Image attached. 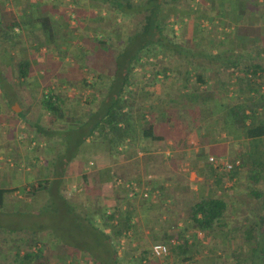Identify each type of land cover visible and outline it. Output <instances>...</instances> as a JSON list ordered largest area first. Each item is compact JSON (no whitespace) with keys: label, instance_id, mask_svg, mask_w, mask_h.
Masks as SVG:
<instances>
[{"label":"crops","instance_id":"0c3cea01","mask_svg":"<svg viewBox=\"0 0 264 264\" xmlns=\"http://www.w3.org/2000/svg\"><path fill=\"white\" fill-rule=\"evenodd\" d=\"M196 1H189L188 7L195 10ZM256 2L264 8V2L259 0ZM183 3H187V0ZM113 6L111 0H0V187L10 190L5 194V206L0 210V215L4 216L2 223L5 224V228L17 229L12 226L20 222L23 216L32 213L30 205L36 203L39 192L33 197L26 198L27 201L29 200L26 208L27 202L22 194L29 191L27 183L31 184L32 179H35L36 175L33 171L45 158L44 161L48 166L47 174L52 170L54 173L59 170L62 176L67 169L69 174L78 175L79 177H76L79 181L92 187L93 193L97 194L95 195L97 200L98 196L101 199L99 217L102 215V209H105L108 215L114 213L117 219L120 216H128L127 228L113 240L118 255L122 248L133 249L134 253L144 249L148 252L153 243L163 242L168 245L169 252L161 258L170 259L172 263L177 260L178 247L184 240L190 247V259L194 255L197 261L201 262L203 248L205 253L216 251L218 255L221 252L224 254L220 248L223 244L222 235L199 230L188 219V213L191 205L210 196L224 199L229 208L228 200L231 195L234 198V192L239 191L237 189L240 187L239 183L245 180L240 170L229 171L222 163L208 161L209 156H214L223 162L231 163L235 154L243 153L246 147V140L240 137L241 129L234 128L230 131L225 120L220 119L227 110L222 104L223 98L227 100L233 94V88L237 83L238 74L235 69L225 68L221 64H215L214 66L218 65V69H214L203 58L198 61V67L195 64L174 63L176 80L173 85L163 88L161 81L164 82V79L171 75L168 71L165 73L167 77L162 73L166 64L160 69L156 68L155 64L140 68L134 66L127 86L130 96H125L132 105L135 124L134 130L131 129L132 133L130 132L131 137L121 144L110 146L106 143L105 133H100V128H97L94 134H89L90 127L86 125V120L89 119V114L100 106L104 97L103 88H94L95 95L91 101L99 103L95 110L77 119V115L73 116L66 105V108L63 107V118L60 119L65 124L71 123L75 126V123L71 122L73 117L78 121L77 128L84 126L86 152L61 158L59 166H56L59 169L55 170L51 167H55L52 163H55L57 158L56 154L54 155L57 146L53 145L55 139L52 140V137L56 136L51 135L49 140H46L45 152L42 151L43 145L40 149L36 148L38 144L33 141L35 133L39 132L36 128V120L49 118L51 113L41 107L40 114H34L37 111V103L41 104V98L37 102L36 94L31 95L29 90L38 87L34 74L37 75L41 65L59 57H53L49 53L44 54L41 50L37 51L30 42L34 39L31 37L42 32L48 34L50 39L58 40L60 45L68 38L76 41L78 38H94L98 36L95 34L98 32L99 24L109 17ZM205 6L207 15L213 19L205 17L193 20V13L190 16L179 17L180 37L197 38L202 43L206 42L205 51L210 54H222L234 50L235 45L240 43L239 38L235 40V24L228 17L212 16L208 5ZM248 20L255 21L254 12L248 14ZM261 20L264 22V11ZM196 23L209 30L197 31L194 29ZM211 23L217 25L221 23V26L214 28ZM12 24L13 28H10ZM113 31L115 30H111L110 33L112 36ZM5 32L8 34L6 39H12L10 46L2 44L1 40L6 37ZM72 44L75 46L74 42ZM86 47L90 49L91 46ZM94 48H92L93 52ZM255 54V50L250 53L258 56ZM21 60L29 63L30 72L27 77L5 79L4 74L10 70L17 73V62ZM136 70H139L138 74L142 76L141 82L138 83L134 79ZM113 72L114 67L105 70L104 83L111 78ZM197 74L206 81L200 84L198 90L209 93L217 92L219 91L217 88H221L222 94L217 92L200 108L196 102L186 97V94L196 87ZM97 75L103 77V73ZM51 88L43 90V95L47 92L51 93ZM59 89L58 87V91ZM56 95L61 96L59 93ZM66 99L71 100V98ZM62 125L63 123L58 127ZM71 158L74 159L70 161ZM66 161L71 162L72 166H68ZM31 168H34L33 171ZM15 182L18 185H15ZM132 184L138 190L129 196ZM143 191L147 193L146 197L141 195ZM235 199V203H240L238 198ZM238 210V207L231 208L233 215L231 218L226 214L227 231L231 230V219L238 215ZM103 224L101 220L99 227L108 231ZM48 227L46 225L44 238L50 231ZM178 233L183 235L178 236ZM59 243L51 237L49 240L45 238L43 244L37 243L36 249L32 252L37 253L41 259L44 247L52 248ZM14 244H11L10 250L0 251L5 264L11 263L17 251L13 248ZM24 252L17 251L19 257H22ZM45 256L49 259V263L46 264H64L66 261L70 263L65 255ZM131 256L134 257V254L126 257L125 260H130ZM223 257L225 258L224 255Z\"/></svg>","mask_w":264,"mask_h":264},{"label":"trees","instance_id":"16d2710c","mask_svg":"<svg viewBox=\"0 0 264 264\" xmlns=\"http://www.w3.org/2000/svg\"><path fill=\"white\" fill-rule=\"evenodd\" d=\"M183 1L141 0L132 2L131 0H111L114 5L112 7L114 12L120 16L133 17L136 21L133 22L132 30L124 43L119 44L118 49L115 50L112 59L113 75L109 80H106L102 89L104 97L100 106L89 114L86 125L90 127L89 134H94L97 128H100V133H105L106 143L110 146L121 144L125 139L131 137L130 132L132 133L134 130L135 124L132 105L129 104L125 96H130L127 86L132 69L142 57H156L161 54L167 58L169 65L162 70L164 76L167 71H173L174 63L195 64L198 67L200 58L206 59L214 69H218L220 64L225 68L235 69L238 74L237 83L233 88V94L227 100L223 98L224 103L222 104L227 110L220 119L225 120L230 131L234 128H240V137L246 140L243 153L235 154L234 158L231 159L232 168L229 171L240 170L245 173V180L240 186L243 187L242 191L245 197L252 201L253 206L245 202L244 207L246 208L247 205V208L244 216L241 221L231 220L230 231L225 229L228 204L222 198L210 196L191 205L188 219L201 231L220 233V236H223H221V242L224 246L221 244L220 248L225 253V258L222 260V264H264V90L262 91L264 85V22L261 20L264 8L256 0H197L195 10L191 7L182 10ZM205 5H208L212 16L228 17L235 24V40L239 38L240 43L235 45L234 50L222 52V54H210L205 51L206 42L202 43L200 39L190 38L178 42L173 39V28L167 18L172 16L174 21H177L176 19L179 17L190 16L193 13V20L205 17L213 19L207 15ZM250 12L255 13L254 22L248 20ZM211 24L214 28L218 25L221 26V23L218 25ZM7 26L6 24L5 27ZM10 28H13V24ZM194 29L204 32L207 27H201L199 23H196ZM5 33L6 37L3 40L6 41V44L3 45L10 46L12 39H6L8 34ZM50 40L53 41V39ZM97 44L103 51H110V47H112L105 38H97ZM253 50L258 56L250 55ZM215 64L218 65L214 66ZM29 72L28 61L17 62L16 77L18 79L26 78ZM195 78L196 87L189 91L186 97L196 102L199 108L206 101L212 99L217 92L222 95L220 93L221 88H217L219 90L217 92L209 93L198 90L200 84L206 83V81L199 74ZM83 82L86 84L85 80ZM63 104V99L56 94L47 93L41 96V107L51 113L49 118L51 124L63 118ZM43 132L45 131L43 130ZM73 154L71 153V156ZM59 176L61 177V172ZM60 184V179L54 181L46 179L42 183L29 187L27 192L29 196L33 197L38 191H44L47 196L38 214L48 217V209H50L52 212L56 211L60 214L61 222L64 218L71 220L75 229L78 228L79 231L75 230L72 234L62 224L54 230L59 232V237L68 238V241L60 239L65 245H72L77 250L81 247L88 252L84 260L85 263L121 264L118 261V249L113 240L121 234L123 229L127 228L128 216H120L117 219L114 213L111 212V215H108L105 209H102L103 225L108 228V231H105L92 221L89 213L78 212L74 205L60 194L58 189ZM8 192H10L9 189L0 187V210L5 206V194ZM51 226L54 227V225ZM41 228L42 225L38 231ZM3 229H6L3 237L5 243L7 240L15 241L13 237H17L16 242L20 245L18 247L16 244L15 249L17 251L19 248L25 250L22 257H19L16 251L10 264H39L38 262L41 260L39 255L32 252L36 249L37 243H43L41 237H37L38 231L22 232V229ZM54 230L48 231L47 235L53 233ZM82 230L83 232H81ZM13 231H20V234L18 235ZM78 232L83 235L85 243H88L86 241H89L90 237L95 238L94 250L85 245L82 247V245H78V242V244L75 243L71 237ZM24 233L26 235H23ZM182 235L183 233H178V236ZM184 241L178 247L177 259L187 264L190 261V247L186 240ZM146 254L148 257L150 256L149 250L148 252L145 249L142 250L141 257L136 260L137 264H145ZM132 257L129 259L132 260Z\"/></svg>","mask_w":264,"mask_h":264},{"label":"rangeland","instance_id":"374dc122","mask_svg":"<svg viewBox=\"0 0 264 264\" xmlns=\"http://www.w3.org/2000/svg\"><path fill=\"white\" fill-rule=\"evenodd\" d=\"M131 1L136 2V1H141V0H131ZM189 4H190L189 0L187 1V3H182L181 5L182 9L183 8L187 9ZM167 19H168V22L171 23L172 28H173V39L177 42L186 39V38L182 39L180 37V30H179V20L180 19H176L178 22L174 21V17L172 16H169ZM134 21L136 20L133 17L119 16L118 13L112 10L109 13V17L105 21L103 20V22L99 24L100 27L97 29L98 32L95 34L98 36H95L94 38L93 37L83 38V39L78 38L77 41L74 39L68 40L69 39L68 38L63 41L61 40L62 45H60L58 40L53 39V41H51L48 37V34H43L42 32H39L33 35L31 38L34 37V39L31 40L30 42H32V44L36 47L37 51L41 50L44 52V54L49 53L51 56L53 57L57 56L59 58L56 60H53L54 58H52L51 60H48L49 62H46L43 66L41 65L40 67L41 69L37 72V75L34 74V78L37 81L38 87L36 88L33 87L32 89H30L29 90L30 94L31 95L36 94V99L38 102L39 98H41V95L44 94L43 90H49V88H51V85H52L53 87L50 89L52 91L51 94L59 93V95L64 96L65 98L60 96L63 99V103H64L63 107L68 105V107L70 108L69 109L70 113L73 114V116L77 115L76 117L77 119H81L82 117H84L83 115L87 114L88 112L92 110H95L99 106V103H97L96 101L92 103L91 101V98L94 97L95 95L93 93V91L95 90L94 88H104L105 83L102 81L104 79V75L106 74L105 70H108L109 68L113 69L112 59L114 57L115 50L118 49L117 47L119 46V44L124 43L127 35L132 30V24ZM111 30H115L113 31V36L110 35ZM206 30L208 31L209 29L207 28ZM107 31L109 34H107ZM107 35H110V36H107ZM97 38H100V39L105 38L107 43H109V45L112 46L110 47V51L109 50L103 51L102 48H100L99 45L97 44ZM1 41H2V44H6V41L4 40H1ZM72 42L75 43V46L72 44ZM86 46H91V47L89 49ZM53 47H56V48L53 49ZM93 47H95L94 52L92 51ZM43 48L44 50L46 49V51H44ZM80 59L83 62L80 61ZM153 64H155L156 68L160 69V68H163L164 64H166V66L169 65V61L164 56L158 54L156 57L155 56L142 57L141 60L134 66L136 68H140V66L145 67L147 65H153ZM172 67L174 69L175 66H172ZM174 71L175 70L171 72L169 71L171 73V75L170 74L168 75L169 78H165L164 82L161 81L160 84L163 86V88H166L168 85L174 84L176 80V76H177L176 72ZM97 73H100V74L103 73L102 75L103 77L100 78L99 76L98 78ZM138 73H140V71L136 70L134 74L135 76L134 79H135V82L137 83L141 82V79H142L141 74H138ZM16 74H17L16 72H14L13 70H10V72L4 74V78L7 80H13L15 78L17 79ZM137 79L139 81H137ZM84 80L86 84L83 82ZM39 86H43V87L41 88ZM57 86L60 88L59 91H58ZM67 94H69L70 96ZM66 98H71V100L67 101L68 99ZM36 107H37V111L34 114L39 115L40 112L42 111L40 102L37 103ZM49 118L44 117L40 119L39 121L36 120V128L39 127L37 129V131L39 132L35 133L33 141L36 144H38V146H36L37 149H40L41 145H43L42 151L45 152L46 151L45 147L47 144L46 140L50 138L51 135L56 136V137H52V140L55 139L53 145L57 146L54 152V155L56 154L57 158H56L55 163H52V165H55V167H51V169L55 168V170H58L59 168H57L56 166H59L61 162L60 161L61 158L72 157L71 153L82 154L86 152L84 150V147L86 146L84 142L85 131H84V126L82 127L80 126L77 128L76 123H78V121L76 120V118L72 117V120H71V122L75 123L74 124L75 126H73V124L71 123L65 124L63 121H60V120H57L55 121V123L51 124L49 121ZM62 123L63 125L58 127L59 124H62ZM43 130L45 132H43ZM73 159L74 158H71L69 160L72 161ZM44 160L46 159L43 158V161ZM43 161H42V164H40L39 166L37 165L35 167L34 171H33L34 168H31L36 176H35V179H32L31 184L27 183L28 186L30 187L31 185L42 183L46 179L54 181V180H59L61 178L60 180H62V182L58 186L60 194L64 196V198L68 200L71 204H73L75 209L78 212L82 214H85V212L89 213L92 221L97 226H99L102 220L101 217H99L100 216L99 215V212H100L99 204L101 203L100 196H98L99 199L97 200V196H95L97 194L93 193V191L91 190L92 187H89L83 181H79L78 175L73 176V174H69L68 173L69 170L67 171V169L63 172L61 177L59 176V173H60L59 170L56 171V173H54L52 170L50 171V173L47 174L48 166L46 165V161L44 162ZM68 166H72V163L69 162ZM241 172L242 174H245L243 171ZM243 177H245V175ZM9 179H11V176L9 177ZM243 182L239 184L242 186ZM14 184L18 185L17 182H15ZM241 186L237 188L239 190L238 193L234 192V198H233V195H231L230 200H228L230 203V206L226 211V214H228L227 216H230L231 218V216H233L231 214L232 212L231 208L235 209L238 207L239 209L237 212L238 215L233 218V220L237 219L238 221H241L246 211L247 205L245 208L244 207L245 202L253 206V203H251L252 201H250L247 197H245L242 191L243 187ZM89 189L91 191H89ZM38 192H39L38 193L39 195L37 196L39 197L38 200L33 205H30L31 206L30 210L32 213L29 216H23L21 218L22 220H20V222H18L17 224H15V226H12V227H17L16 230H19L21 226L23 230L22 232H29L32 230L38 231L39 227L42 225V228L37 233V237L39 238L41 237L42 241L43 239L45 240V238L49 240L51 237L57 240L58 242H60L58 246H55L52 248L51 247L43 248L44 253L42 254L41 262L39 264L49 263L48 256H45L47 254L49 256L65 255L66 257H68L67 260H70L69 264H87L85 262L81 263V261L83 262L86 259L88 252L83 250V248L81 247L77 250L73 248L72 245H68V246L60 245V244H64V242H61V240L68 241V238L63 237V236H60L61 237L60 238L58 236L59 232L57 230L56 231L54 230V228L58 229L57 226H60L61 224L65 225L69 229V231L72 232V234L73 232H75V230L79 231V229L78 228L75 229V227L71 223V220L69 219L64 218L65 221L62 220L61 222L60 214L56 213V211L52 212L50 209H48L49 210L48 217L46 215L38 214V212L40 211L41 205L45 203V198L47 197L44 191H38ZM22 196L27 202L25 204V208H26V205L29 204L28 203L29 200L27 201L26 198L29 197V195L27 193H23ZM235 198H238L240 203H235V201H237V199ZM31 202L33 203V200ZM235 204L237 205L235 206ZM3 221H4V216L0 215V251H6V249L10 250L9 247H11L12 243H15L13 245V248H16L15 245L17 243L16 242L17 237H13V240L15 241H13L12 243L10 240H7L6 243L4 242L3 237H4L6 229H3L5 228V224L2 223ZM46 225L49 226L48 230H51V231L54 230V231L51 234L49 233L50 236L48 235V236H45L44 238V235L46 233L45 231ZM51 225H54V227H52ZM13 232H15L18 235L20 234V231H13ZM81 232H83V230ZM23 235H26V233H24ZM71 238L74 239L75 243L78 242L79 243V244L77 243L78 245L80 246L82 245V247H84L85 245L87 248L94 250L93 245H95L94 242H96L95 238L90 237V240L86 241L88 243H85L83 240V235L80 232H78L77 234H75V236H72ZM72 239H70V241L74 243ZM19 250L20 251L22 250V253L24 252V249L22 248H19L18 252ZM141 253L142 251L139 252V250L134 253L133 249L122 248L120 250L118 261H120L121 264H137L136 260L139 255L141 256ZM131 254L132 255L134 254L135 258L132 257V260L130 259V260L124 261L125 258L130 256ZM202 254L203 255H202L201 262L197 261V258L194 257L193 255L190 259L191 261H189L187 264H222V260L224 259L223 255L225 256V253L223 254L221 252V254L218 255L216 251L214 252L207 251L205 253L204 248H203ZM144 259H145L144 261L145 264H185V263L180 262L178 259L175 262L171 263L170 259H166V258L164 259L161 257L160 259L151 258L150 256L148 257L147 254L145 255ZM0 264H5L1 256H0ZM64 264H68L67 261Z\"/></svg>","mask_w":264,"mask_h":264},{"label":"built area","instance_id":"2783aa9c","mask_svg":"<svg viewBox=\"0 0 264 264\" xmlns=\"http://www.w3.org/2000/svg\"><path fill=\"white\" fill-rule=\"evenodd\" d=\"M259 1L264 2V0H259ZM208 161L211 162V163H216V164L217 163H222L224 168L227 169V170H230L232 168V164L231 163L223 162V161L215 158L214 156H209L208 157ZM235 164H237V162H235ZM137 190H138L137 187L134 184H132L131 187H130L129 196H132ZM141 195L143 197H146L147 193L143 191ZM168 252H169V247H168V245L166 243H163V242L153 243L150 246V248H149V255L152 258H160V257L165 256L166 254H168Z\"/></svg>","mask_w":264,"mask_h":264}]
</instances>
